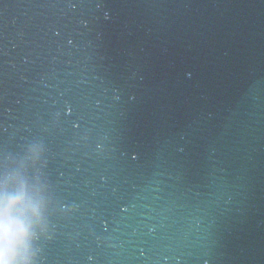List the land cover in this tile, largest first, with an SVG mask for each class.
<instances>
[{
  "label": "water",
  "instance_id": "95a60500",
  "mask_svg": "<svg viewBox=\"0 0 264 264\" xmlns=\"http://www.w3.org/2000/svg\"><path fill=\"white\" fill-rule=\"evenodd\" d=\"M178 264H264V0L210 177Z\"/></svg>",
  "mask_w": 264,
  "mask_h": 264
},
{
  "label": "clouds",
  "instance_id": "9594fccd",
  "mask_svg": "<svg viewBox=\"0 0 264 264\" xmlns=\"http://www.w3.org/2000/svg\"><path fill=\"white\" fill-rule=\"evenodd\" d=\"M46 167V149L39 143L26 145L21 154L0 152V264H42L41 241L56 226L52 217L67 207L53 204Z\"/></svg>",
  "mask_w": 264,
  "mask_h": 264
},
{
  "label": "snow or ice",
  "instance_id": "6c2138e0",
  "mask_svg": "<svg viewBox=\"0 0 264 264\" xmlns=\"http://www.w3.org/2000/svg\"><path fill=\"white\" fill-rule=\"evenodd\" d=\"M71 112H72V109L69 108V109H68V113L71 114ZM77 126H78V125H77ZM135 158H136V157H133V159H135Z\"/></svg>",
  "mask_w": 264,
  "mask_h": 264
}]
</instances>
